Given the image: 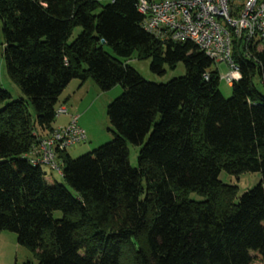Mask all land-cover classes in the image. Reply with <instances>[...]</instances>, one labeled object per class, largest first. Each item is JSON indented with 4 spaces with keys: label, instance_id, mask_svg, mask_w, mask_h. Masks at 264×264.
<instances>
[{
    "label": "trees",
    "instance_id": "1",
    "mask_svg": "<svg viewBox=\"0 0 264 264\" xmlns=\"http://www.w3.org/2000/svg\"><path fill=\"white\" fill-rule=\"evenodd\" d=\"M136 2L0 0L6 72L24 95L0 88V231L38 264H264V96L253 83L264 46L245 56L234 43L240 79L225 98L215 62L147 32ZM134 53L155 74L178 62L186 72L148 81L126 63ZM72 79L122 92L106 109L112 140L59 154L64 185L27 156ZM223 171L261 177L238 196Z\"/></svg>",
    "mask_w": 264,
    "mask_h": 264
},
{
    "label": "built area",
    "instance_id": "2",
    "mask_svg": "<svg viewBox=\"0 0 264 264\" xmlns=\"http://www.w3.org/2000/svg\"><path fill=\"white\" fill-rule=\"evenodd\" d=\"M142 27L161 41L192 42L215 63L224 62L228 70L221 77L229 84L240 79L234 61V43L245 56L251 46H264V0H137ZM58 106L55 115H66ZM70 116L62 126L40 137L28 158L34 165H49L61 174L60 153L86 139L78 123Z\"/></svg>",
    "mask_w": 264,
    "mask_h": 264
},
{
    "label": "rangeland",
    "instance_id": "3",
    "mask_svg": "<svg viewBox=\"0 0 264 264\" xmlns=\"http://www.w3.org/2000/svg\"><path fill=\"white\" fill-rule=\"evenodd\" d=\"M110 1L100 0V3L104 5ZM241 1L243 0H231L233 4H239ZM80 31V28H74L69 41H72ZM3 52L4 45L0 22V88L6 89L12 98L24 97L19 87L9 78L6 72ZM125 61L129 66L136 69L146 80L157 83H165L174 77L184 75L186 72L184 63L178 62L172 68L165 65L162 74H155L150 69V58L139 59L136 53L132 54ZM215 67L220 78L218 85L219 91L225 98H228L231 96V86L221 77L227 72L228 66L224 62H220L215 63ZM253 83L258 92L264 96V81H262L258 74L254 75ZM87 84L90 85H86L80 93L75 94L74 101H72L74 106H78V109L74 112V114L78 115L77 123L86 133V139L84 141L76 143L67 149L73 158L90 152L113 139L114 129L108 119L106 109L107 105L122 92V87L119 84H116L107 91H101L91 79L87 80ZM69 88L71 87H68L66 91H69ZM69 105L70 103H68V107ZM55 120L56 123L63 124L67 122V116L57 115ZM127 147L129 162L131 166L137 167L139 146L127 143ZM41 168L45 172L46 178L65 185L62 175L57 170L52 169L46 164H42ZM219 177L225 183L236 185L237 195L239 196L256 185L261 175L259 172H248L236 177L234 175H228L223 171ZM68 189L74 194L70 187ZM54 216L57 218L60 217L61 212L56 211ZM0 264H38V261L34 252L18 244L17 236L14 232L2 230L0 231ZM250 264L262 263L257 259H253Z\"/></svg>",
    "mask_w": 264,
    "mask_h": 264
},
{
    "label": "crops",
    "instance_id": "4",
    "mask_svg": "<svg viewBox=\"0 0 264 264\" xmlns=\"http://www.w3.org/2000/svg\"><path fill=\"white\" fill-rule=\"evenodd\" d=\"M86 85L87 86L90 85V84H87V80L85 82L81 83L77 79H72L68 83V85L65 87V89L63 90L61 95L59 96V99H58V102H57V107L58 106H63V107H65L67 109V114H66L67 122L69 121L70 116L74 115V112H76V110L78 109V106L76 107V106H74V104H72V101H74L73 99H74L75 94L80 93ZM68 87H71V88H69V91H66V89ZM68 103H70L69 107H68ZM66 123H63V124L59 123L58 124V123H56V120H55L52 123V127L56 128V127L65 125ZM67 154L70 157H72V155L68 151H67Z\"/></svg>",
    "mask_w": 264,
    "mask_h": 264
}]
</instances>
